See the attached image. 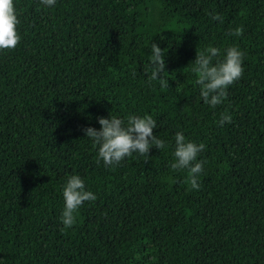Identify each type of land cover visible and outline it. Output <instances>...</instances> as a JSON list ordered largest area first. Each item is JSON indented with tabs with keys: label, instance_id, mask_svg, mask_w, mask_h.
Returning <instances> with one entry per match:
<instances>
[{
	"label": "trees",
	"instance_id": "16d2710c",
	"mask_svg": "<svg viewBox=\"0 0 264 264\" xmlns=\"http://www.w3.org/2000/svg\"><path fill=\"white\" fill-rule=\"evenodd\" d=\"M20 40L0 50L3 264H264V0H14ZM216 12L221 19L212 20ZM240 26L239 36L229 34ZM151 42L168 87L146 83ZM237 45L242 74L203 103L191 61ZM221 112L231 119L216 121ZM148 113L153 134L203 142L199 187L172 170V145L115 166L82 131L98 116ZM79 174L96 194L70 227L60 189Z\"/></svg>",
	"mask_w": 264,
	"mask_h": 264
},
{
	"label": "clouds",
	"instance_id": "9594fccd",
	"mask_svg": "<svg viewBox=\"0 0 264 264\" xmlns=\"http://www.w3.org/2000/svg\"><path fill=\"white\" fill-rule=\"evenodd\" d=\"M57 0H39V7L51 9ZM212 20L221 17L216 12L209 13ZM17 11L14 0H0V50L12 49L20 40L17 30ZM242 28L236 26L229 29V34L239 36ZM166 50L158 43L151 42L147 55L145 68L146 83L151 86L153 82L160 88L168 87V72L165 68ZM244 53L235 44L223 49L213 44H208L196 50L195 58L191 61V72L195 74L194 86H198V95L202 102L214 108L224 102L227 96L226 89L233 81L238 80L242 74V60ZM231 119L230 114L221 112L217 124L223 125ZM99 128L87 126L82 129L84 137H88L96 149V159L102 161L105 167L115 166L122 159L137 154L147 157L151 146L157 149H166L172 145V161L168 167L172 170L186 169L187 182L193 189L199 187L198 177L203 169L204 161L198 159V154L205 148L203 142L186 139L181 131H175L171 141L153 134L157 121L151 114L128 113L124 117L110 114L98 116ZM60 194L63 206L60 209L58 220L63 227L73 225L75 213L84 201H94L96 194L86 188L85 180L76 173L66 175ZM0 264L3 259L0 258Z\"/></svg>",
	"mask_w": 264,
	"mask_h": 264
}]
</instances>
